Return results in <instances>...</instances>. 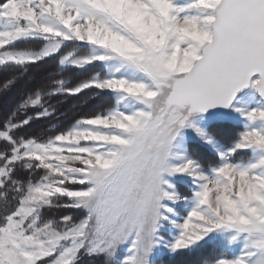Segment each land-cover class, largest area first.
<instances>
[{
    "label": "snow or ice",
    "instance_id": "obj_1",
    "mask_svg": "<svg viewBox=\"0 0 264 264\" xmlns=\"http://www.w3.org/2000/svg\"><path fill=\"white\" fill-rule=\"evenodd\" d=\"M50 61V83L0 118V264H153L158 249L205 248L222 249L210 264H264V102L238 96L264 101V0H0V69L16 73L3 90ZM88 90L113 106L21 135L55 115L51 100ZM217 108L239 116L228 146L194 119ZM184 129L213 163L177 151ZM64 208L83 215L47 216Z\"/></svg>",
    "mask_w": 264,
    "mask_h": 264
},
{
    "label": "trees",
    "instance_id": "obj_2",
    "mask_svg": "<svg viewBox=\"0 0 264 264\" xmlns=\"http://www.w3.org/2000/svg\"><path fill=\"white\" fill-rule=\"evenodd\" d=\"M56 68L57 64L55 61L33 67L18 80L14 87L8 90H3L2 85L16 73L12 69H0V118L12 112L35 87L49 84L51 79L50 74ZM88 73L89 71L65 70L62 73V78L69 81V86H74L81 80L89 77L90 74ZM92 92L93 90H89L79 96H59L51 100L50 103L56 108L55 115L44 120H35L21 135L28 137L36 136L44 139L53 134L55 130L70 126L77 117L88 115V112L93 114L113 106L114 100L111 97L102 94L94 98ZM93 108L94 111H91ZM217 127L222 126L217 125ZM222 131L226 132L225 129ZM224 136L217 134L216 137L219 140H223ZM196 253L193 254L192 258L189 256V253L178 254L173 258L171 264H178V262L179 264H200L202 262L201 257L199 253Z\"/></svg>",
    "mask_w": 264,
    "mask_h": 264
},
{
    "label": "rangeland",
    "instance_id": "obj_3",
    "mask_svg": "<svg viewBox=\"0 0 264 264\" xmlns=\"http://www.w3.org/2000/svg\"><path fill=\"white\" fill-rule=\"evenodd\" d=\"M27 46L36 47L37 45H21V47H27ZM94 71H96V69L89 71L88 74L92 75ZM92 95L94 96V98L100 96V95H96L94 90L92 92ZM239 99L241 101H248V102H254V103L263 102L259 99L255 90L252 89L251 87L245 93L240 95ZM91 111H94V108ZM88 113L91 114V112H88ZM194 119H196L201 124L202 127H206L209 131H211L215 137L217 136V134L221 136L225 135L224 136L225 138L223 140H219L216 137L221 142V144L224 146L230 145L237 138L238 133L242 130L241 125H236L233 123L239 120V116L236 113H234L231 109H228L227 111L219 115H206L203 118L197 116V117H194ZM217 125L222 126V127H217ZM224 129L226 130V132L222 131ZM176 143L181 146V148L177 149V151L182 150L183 147L186 146L187 149L189 150L190 155L199 159L206 166L215 161V156L210 151L209 147L205 145L204 143H202L200 138L191 129L182 130V135L181 137H178ZM238 158L247 159L248 156L247 154H241ZM176 182L178 183L179 190L187 194L188 190L185 187V183H187V181L177 180ZM68 214L75 215L77 218L83 215V213L78 210L64 208L58 211L49 212L47 213V216L58 218L60 216L68 215ZM221 251L222 249H218V248H205V249L198 251L197 253H199V256L201 257V260H202L200 264H210V261L213 258H215L217 255H219ZM189 254H190L189 256L192 258L194 253H189ZM121 255H123V252H121ZM176 256L177 255L175 256L168 255L166 252L158 249L156 253L154 254L153 264H171L173 258ZM82 264H108V262L105 257H93V258L84 257Z\"/></svg>",
    "mask_w": 264,
    "mask_h": 264
},
{
    "label": "water",
    "instance_id": "obj_4",
    "mask_svg": "<svg viewBox=\"0 0 264 264\" xmlns=\"http://www.w3.org/2000/svg\"><path fill=\"white\" fill-rule=\"evenodd\" d=\"M259 77H258V74L256 75V76H254L253 77V79H258ZM250 89V87L249 88H246V89H244V90H242L239 94H238V96H240V95H242L243 93H245L247 90H249ZM257 94V93H256ZM258 95V94H257ZM264 102V101H263ZM228 109H224V108H217V109H214V110H211V112L209 113V114H207V115H219V114H222V113H224L225 111H227Z\"/></svg>",
    "mask_w": 264,
    "mask_h": 264
}]
</instances>
